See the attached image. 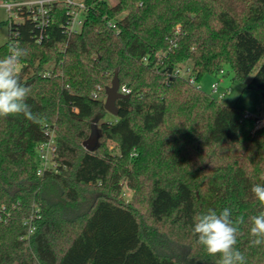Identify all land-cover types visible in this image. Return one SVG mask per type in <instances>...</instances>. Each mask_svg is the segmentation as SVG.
Instances as JSON below:
<instances>
[{"label":"trees","instance_id":"trees-1","mask_svg":"<svg viewBox=\"0 0 264 264\" xmlns=\"http://www.w3.org/2000/svg\"><path fill=\"white\" fill-rule=\"evenodd\" d=\"M82 3L78 32L66 30L75 6L58 2L41 40L23 10L0 46V58L12 40L27 50L17 71L31 89L26 103L43 117H0V264H218L192 228L208 209L226 207L245 219L236 248L246 264H264V245L250 246L249 234L261 211L251 187L264 185V128L254 130L264 118V0ZM225 68L250 78L257 115L244 118L196 85ZM115 71L130 93L104 121ZM97 120L90 153L81 145ZM47 130L59 172L40 178L35 148ZM124 180L130 203L121 200ZM34 206L41 218L26 239Z\"/></svg>","mask_w":264,"mask_h":264},{"label":"clouds","instance_id":"clouds-1","mask_svg":"<svg viewBox=\"0 0 264 264\" xmlns=\"http://www.w3.org/2000/svg\"><path fill=\"white\" fill-rule=\"evenodd\" d=\"M27 54V50L17 43L9 45L8 54L0 58V117L23 115L31 122L39 123L43 117L26 103L31 89L21 83L17 71ZM251 192L261 207L258 214L250 217V246L255 247L264 245V185L254 184ZM244 223L243 216L233 218L227 207L219 212L208 209L196 217L192 234L209 256L219 257L218 264H246L244 254L236 248L240 226Z\"/></svg>","mask_w":264,"mask_h":264},{"label":"built area","instance_id":"built-area-1","mask_svg":"<svg viewBox=\"0 0 264 264\" xmlns=\"http://www.w3.org/2000/svg\"><path fill=\"white\" fill-rule=\"evenodd\" d=\"M63 2L67 6H75L76 10L69 11L70 20L67 23L66 30L70 33H76L79 31L82 25V13L84 12L83 3L75 4L73 0H29L25 2L12 3L5 2L1 6L7 10L8 16V26L11 23H16L21 20L19 14L20 11H26L29 18L33 21L35 26L40 30V35L38 36V41L42 38V31L51 24L50 11L51 6L55 3ZM112 27V25L110 24ZM11 39V35H8V39ZM13 38V36H12ZM17 44L16 41H10V45ZM180 74V72H178ZM221 71L219 75H222ZM44 76H48L45 74ZM181 76V75H180ZM187 77V71L182 76ZM189 83L193 84L194 79L189 78ZM118 92L122 95H128L130 90L125 86H119ZM227 92V91H226ZM226 92L219 93L218 84L215 82L211 84V93L217 94L219 99H222ZM253 117L252 115L246 113L244 118ZM264 128V118H260L255 122L254 130ZM46 140L38 143L35 148V161H36V176L43 177L47 173H58L59 164L56 162V139L53 130H47ZM41 218L39 208L34 206L30 216L23 221V226L26 227L25 238L28 239L35 230V223Z\"/></svg>","mask_w":264,"mask_h":264},{"label":"rangeland","instance_id":"rangeland-1","mask_svg":"<svg viewBox=\"0 0 264 264\" xmlns=\"http://www.w3.org/2000/svg\"><path fill=\"white\" fill-rule=\"evenodd\" d=\"M6 0H0V46L3 45L8 39V24L5 22L8 20L9 13L5 8L1 5L4 4ZM75 4L83 2V0H73ZM108 4L113 6L116 4L117 0H107ZM186 69L180 70V75L183 76L185 74ZM234 73L230 68H225L224 73L222 75H218L217 77L212 75H204L196 85L200 88V90L210 96H212L216 101L224 106H236L237 108L243 110L245 113H248L252 116L257 115V111L260 109L259 99L257 93L252 90L246 88V84L249 82L248 80L240 81L233 78ZM218 84L219 93L226 92L225 96L222 99H219L217 94L211 93V84ZM103 98V102L105 101V95ZM113 116L107 114L103 120L104 121H113ZM95 127L98 129L100 120L96 122H92ZM106 147L109 151L115 150V144L111 142H105ZM82 146V145H81ZM121 200L124 203H130L133 191L130 190L126 185V180H124L121 184ZM142 221L143 218L141 217ZM184 264V263H181Z\"/></svg>","mask_w":264,"mask_h":264},{"label":"water","instance_id":"water-1","mask_svg":"<svg viewBox=\"0 0 264 264\" xmlns=\"http://www.w3.org/2000/svg\"><path fill=\"white\" fill-rule=\"evenodd\" d=\"M119 81L117 72L115 71L114 76L111 80L109 87L105 89V101L103 108L105 112L116 117L118 115V109L116 107V100L128 98V95H122L118 92ZM96 122V121H95ZM100 134L94 124H91V131L88 138L82 143V147L87 152H94L98 148V140Z\"/></svg>","mask_w":264,"mask_h":264}]
</instances>
